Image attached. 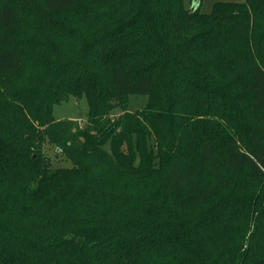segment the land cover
I'll list each match as a JSON object with an SVG mask.
<instances>
[{
	"label": "trees",
	"instance_id": "1",
	"mask_svg": "<svg viewBox=\"0 0 264 264\" xmlns=\"http://www.w3.org/2000/svg\"><path fill=\"white\" fill-rule=\"evenodd\" d=\"M0 264H264V0H0Z\"/></svg>",
	"mask_w": 264,
	"mask_h": 264
},
{
	"label": "rangeland",
	"instance_id": "2",
	"mask_svg": "<svg viewBox=\"0 0 264 264\" xmlns=\"http://www.w3.org/2000/svg\"><path fill=\"white\" fill-rule=\"evenodd\" d=\"M216 1L242 2L243 0H185V6L189 8H191L192 6H198L199 12L208 13L211 10L213 3ZM35 8L30 13L28 20L36 18L37 11ZM61 15L65 16L66 14L62 13ZM68 17L70 16H67L66 18ZM70 57H73V55H71ZM120 99L122 100L123 103H126L125 106L126 109L130 111H135L145 105L147 101V96L123 95ZM86 111H87V104L85 99L83 97L78 99L73 95H68L66 100L58 104H54L52 107V114L56 120L73 119L76 120L79 123V125L85 124ZM120 112H122V108L115 107L110 112L111 119H115L120 114ZM148 144L149 147H153L154 140L150 136L148 137ZM57 145H58L57 143L45 142L43 147V151L45 152L46 156L49 158L51 165L53 167L70 166L71 162L65 157L64 153L61 154L62 149ZM104 148L107 150L109 148L108 144H105ZM12 224H15V222H12Z\"/></svg>",
	"mask_w": 264,
	"mask_h": 264
},
{
	"label": "water",
	"instance_id": "3",
	"mask_svg": "<svg viewBox=\"0 0 264 264\" xmlns=\"http://www.w3.org/2000/svg\"><path fill=\"white\" fill-rule=\"evenodd\" d=\"M195 7H197V6H192V7L190 8V10L192 11Z\"/></svg>",
	"mask_w": 264,
	"mask_h": 264
}]
</instances>
